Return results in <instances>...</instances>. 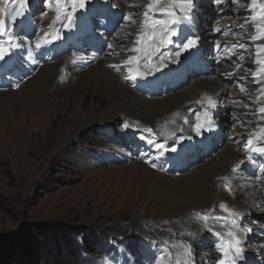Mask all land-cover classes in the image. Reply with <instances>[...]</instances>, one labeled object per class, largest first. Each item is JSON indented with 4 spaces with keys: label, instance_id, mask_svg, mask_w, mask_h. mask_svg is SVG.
<instances>
[{
    "label": "bare ground",
    "instance_id": "bare-ground-1",
    "mask_svg": "<svg viewBox=\"0 0 264 264\" xmlns=\"http://www.w3.org/2000/svg\"><path fill=\"white\" fill-rule=\"evenodd\" d=\"M100 1L108 5L109 9L113 5H115L114 9L120 6L117 1L114 3L113 0ZM83 12L80 15H83ZM196 22L192 31L199 37V43L197 47L187 51L189 56L184 58L192 57L195 58V62H199L198 54L201 51V46L206 43L204 37L213 41L220 32H215L213 29L199 31L196 28ZM29 26L30 22L28 27L23 30V36L18 33L17 36L13 34L11 41L6 37L2 38L5 47L10 46L11 43L23 45L13 49L14 56L8 55L4 59V64L16 62L20 67L27 68V72H25L27 74H22L24 76L19 77V79L31 76L23 84L21 82V85H16L14 91H9L13 92L11 95L14 99L26 105L24 108L19 107L18 114H22L19 122L20 127L28 130L31 135L28 137L29 153L35 157L37 151L47 147L49 139L54 135H58L59 141L70 140L74 130H90V127L95 126L103 129L107 123L121 117L141 122L147 127L153 128L155 132L144 133L149 138L136 134L127 137L124 134V141L127 142L128 148L124 154V159L127 162L136 161L126 165V167L132 168L129 182L133 184L126 191V196L122 201L125 202L124 207L131 219L129 224L124 227L121 226L124 229L122 234H132L138 229V224L144 221L145 217H155L157 220L152 222L145 232L151 233L152 228L155 227L154 234H167L162 229L164 220L177 218V220L182 221L180 217L183 215L191 214L192 210L201 211L211 203L216 204V199H220V201L225 202L230 210L241 213L238 218L239 227L236 229L237 236L242 242L241 247L245 243L248 245L245 246L246 248L249 247L251 252L254 251L259 256L250 260L249 256L243 253V258L238 261V264L262 263L264 245L262 247L260 243H249L248 236L250 233L240 227V224L249 217L244 214L249 213L236 208V201L244 199L249 201L250 207L254 206L260 210L264 200V190H262L261 185L263 181L255 179L256 176H261L260 173L252 170L251 173L248 172L247 178L243 176L238 181V176H242L244 172L252 169L250 161L244 155L245 144L250 137L254 140L255 134L259 132L261 127H264V119H260L264 113L258 111L260 107H264V91H262L264 89V75L263 73L258 76L253 75L262 67L257 59L255 70L248 72L246 65L231 58L224 60L218 53V49H214L212 53L199 62L202 66L208 63V66L204 67V74L199 76L200 78L190 79L186 86L177 90L175 86L180 82L177 78H180V75L185 71L184 58L179 59L169 54L168 47L161 49L163 56L158 54L153 58L151 65L147 67L145 65L138 66L141 73L147 71L149 72L148 75H136L132 78L134 74L128 72L129 67L135 69L137 65H125L123 63L129 55L135 54L125 49L133 46V41L136 39L140 27L135 28L136 33L132 39L126 38L124 40L119 36V32L108 33V26L102 27L101 25V28L95 32L97 38L101 37L100 43H98L100 45L87 53V56H92L88 59L90 62L94 61V56H96V61L94 65L91 63V67L78 72L84 67V54L76 53L74 57L63 56L55 60H47L43 51H49L53 47L56 52H59L58 50L62 49L64 40L58 39L37 49L35 41L42 35L41 30L39 31L40 35L29 38ZM55 27H59V24ZM127 30L129 28H125L122 33H126ZM75 33L76 31L70 32L73 41H75V37L72 36H76ZM114 35H117L118 39H115ZM176 40L180 41L179 38ZM218 41L223 40L218 39ZM109 44L116 45L115 49H109ZM260 44L264 45L263 42ZM120 45L124 47L121 48ZM29 51L32 52L31 57L28 56ZM113 51L121 54H110ZM77 57H81V59H77ZM260 58H264V53H260ZM160 60L166 62L164 68L156 66L160 64ZM39 64L42 65L38 66ZM220 64H227L228 67L225 70H220L218 69ZM110 65H118V67L114 68ZM9 66L6 65V68L8 69ZM157 68H159L158 71ZM251 74L253 77L251 81H248L253 84L251 90L247 96H240L229 82L242 78V80L250 79ZM65 81L68 82L65 83ZM254 81H259V83H254ZM89 85H92V90L89 89ZM94 87H99L98 92H93ZM84 91L85 93L89 92L90 95L83 97ZM205 96H211L216 100L217 106L210 110V122L206 124L205 130H201L200 134H197L194 130L197 124V115H200L201 119H209L204 116V110L207 107ZM243 98L246 100L242 101ZM197 100H200L201 103H195ZM168 115L171 117H167ZM184 116L186 119L183 121L182 117ZM52 119L55 129L52 127ZM140 131L145 132L143 129ZM169 136L171 138L167 139ZM212 136H214L213 140H216V145L221 146L223 144L212 158L210 157L205 161L201 159L202 162L193 166L185 175L177 176L179 174L171 172V165L176 158L183 159L187 154L186 150L192 144L199 139H208ZM149 140L154 141V143H148ZM172 142L171 149L167 150ZM156 144H162L163 147L157 148ZM140 147L144 148V151ZM242 160L246 162L238 173L234 174L232 172L233 166ZM85 162L87 166H90L87 160ZM115 168L111 167V169ZM121 174L122 171L119 170L118 175L120 177ZM233 174L237 182L247 184L248 187L235 183ZM223 181H228L231 185L230 192H219V185ZM224 223L225 221L217 223L216 225L220 227L217 226L213 231L222 232L221 230H224L226 232L227 229L221 226ZM177 226L179 225L175 222L173 226L169 227L170 235L174 237L173 233L178 234L177 239L181 242H175L176 247L172 251V261L174 262L181 259L179 253L184 251V249L179 248V245H184L183 242L186 241L193 251L194 245L202 240L204 233L203 222L197 214L196 217H192L183 223L181 227ZM207 236L206 246L209 248L212 245L213 250L211 248L208 251V259H206L205 264H215L216 260L219 259V254L214 248L220 238H213L211 232L207 233ZM174 238L176 239V237ZM253 240L255 243L254 238ZM185 258L187 259V257ZM194 258L195 255L193 260Z\"/></svg>",
    "mask_w": 264,
    "mask_h": 264
},
{
    "label": "rangeland",
    "instance_id": "rangeland-1",
    "mask_svg": "<svg viewBox=\"0 0 264 264\" xmlns=\"http://www.w3.org/2000/svg\"><path fill=\"white\" fill-rule=\"evenodd\" d=\"M116 1L120 6L116 5L117 9L114 7L109 9V6L100 0H89L83 15H80L86 23L80 25L81 23L78 21L72 28L64 29L59 39L64 40L62 49L56 52L52 47L49 51H43L46 59L50 61L63 56L74 57L76 53H80L84 54L85 64L83 69H79L78 72L91 67L96 61V56L93 55L94 61L90 62L88 59L92 56H87V53L100 45L98 43H100L101 37L97 38L95 32L101 28V25L102 27L108 26V33L116 31L124 40L126 38L132 39L136 33L135 28L141 26L140 22L143 19L145 5L149 0H113L112 2ZM257 2L264 3V0H257ZM251 3L252 0H239V3L235 4L225 3L221 8L213 0H196V28L199 31L221 29L220 34L213 41L204 37L206 43L201 46V51L198 54L200 61L212 53L214 49H218V53L224 60L226 58L238 60L247 66L248 72L255 70L256 45L259 41V44L264 43V39L251 40V37L257 34L255 22L246 24V20L252 14L249 7ZM17 6L18 0H7V3L5 0H0V8L4 9L3 15L6 23L10 21V16L15 12ZM54 9V4L49 6L44 0H31L27 16V23L30 22L29 38L40 35V30L41 36L49 30L48 25L55 16ZM125 16H131L132 19L125 20ZM241 25L245 26L241 27ZM125 28H129L130 31L127 30L126 33H122ZM16 29H14L13 34L17 36L18 33L23 36V30L19 27ZM71 31H76V36H72L75 37V41L70 36ZM114 37L116 39L117 35ZM2 38L0 37V41ZM218 39L223 41L219 42ZM178 44L180 41L175 39L174 43L170 44V48L169 45L167 46L170 51L169 54L175 56V52L179 50ZM241 44L244 45L243 48L239 47ZM55 54L57 57L54 56ZM187 55V51H185L178 58H184ZM9 56H14V52L11 51ZM9 59L12 58L9 57ZM194 59L192 57L183 59L185 71L180 75V78H177L178 82L180 81L175 86L177 90L186 86L190 79L200 78L199 76L204 74V67L206 68L208 63L202 66L199 64L200 61L197 63ZM162 61L164 64L166 63L164 60ZM4 63V60L0 61V68H2L0 71V252L6 250L8 246L14 245L18 248L23 247L32 253L33 250L28 244L32 238L40 239L42 230H47L48 227L64 229L66 226L75 232L70 238L77 241H81V237L88 239L85 244L86 247H83L84 259L86 258L88 264H177V262L172 261V251L176 247V243L181 242L177 239L178 234L173 233L176 239L170 235L169 227L173 226L175 222L181 227L183 223L192 217H196L197 214L203 222L204 233L202 240L194 245V250L191 249L187 261L188 264H194L196 259L195 264H205L206 259H208V251L212 248V245L209 248L206 246L207 233H210L208 229H211V233H213L217 226L220 227L216 225L220 221L217 222L215 218L227 216V213L219 208V204H225V202L216 199V204L211 203L201 211L192 210L191 214L183 215L180 217L182 221L177 220V218L164 220L162 229L167 234H154L155 227L152 228L151 233L145 232L152 222L157 221L155 217H145L144 221L138 224V229L132 234H122L124 231L122 227L129 224L131 219L124 207L125 202L122 201L126 196V191L133 184L129 182L132 168L126 167V165L136 161L127 162L124 159V154L128 149L127 142L124 141V134L127 137L132 134L147 137L144 134L147 132L140 130L143 129L144 131L145 128L149 127L141 122L121 117L107 123L103 129L95 126L90 127V130H74L70 140L59 141L58 135H54L49 139L47 147L37 151V155L33 157L28 151V137L31 135L28 130L19 125L22 115L18 114L19 107L24 108L26 105L14 99L11 95L13 92H9L14 91L16 85L21 82L23 84L31 76L19 79V77L27 74L25 73L27 68L20 67L16 62ZM6 65H10L8 69ZM139 65H146L143 58ZM156 66L159 67V64ZM227 67V64H220L218 69L225 70ZM250 77V79L245 80H231L229 84L235 88L240 96H247L251 90V85H253L248 82L251 81L253 75L251 74ZM91 88L92 85H89L90 90H92ZM94 88L93 92H98L99 87ZM89 92L85 93L84 91L83 97L90 95ZM243 99L242 101L246 100ZM249 107L251 108V105ZM167 117L171 116L168 115ZM182 118L183 121L186 119L185 116ZM51 121L53 122V119ZM52 125L54 128V122ZM153 132H155L154 129ZM213 138L214 136L208 139H199L192 144L191 148L186 150L187 154L183 159L176 158L173 161L171 172L179 174L177 176L185 175L193 166L210 157L212 158L223 145H216V140ZM172 144L173 142L169 144L167 150L171 149ZM260 146H264V143L254 139L253 147ZM140 149L143 150L144 148L140 147ZM244 155L247 158L254 155L255 159L250 161L252 169L244 172L242 176H238V181L243 176L247 178L248 172L251 173L252 170L260 173L259 164L264 163V157L250 152L247 148L244 150ZM201 159L203 160L201 161ZM85 160L89 162L90 166L86 165ZM111 167L116 168L111 169ZM119 170L122 171L121 177L118 175ZM260 175L262 174L260 173ZM233 181L237 182L234 174ZM261 181H263L261 185L262 190H264V176H262ZM226 183L229 188L231 187L228 181H223L219 185V192H230L224 187ZM237 184L245 187L247 185L239 182ZM250 206L249 201L244 199L236 201V208L249 213L244 214L249 217L240 224V227L250 233L248 236L249 243H260L263 247L264 200L260 210ZM249 229L250 231H248ZM221 231L224 232V230ZM93 236L96 238L109 237L111 241L117 240V250L109 256L102 255L88 243L89 238ZM183 244L179 245V248L184 249L183 246H189L186 241ZM245 246L248 245L245 243L242 245L245 248L244 254L249 256L250 260L259 257L254 251L251 252L249 247L246 248ZM183 252L179 253V255L181 254L180 264H184L186 259ZM261 259L263 260L262 263L258 264H264V259ZM59 260L63 264H69L62 257Z\"/></svg>",
    "mask_w": 264,
    "mask_h": 264
},
{
    "label": "snow or ice",
    "instance_id": "snow-or-ice-1",
    "mask_svg": "<svg viewBox=\"0 0 264 264\" xmlns=\"http://www.w3.org/2000/svg\"><path fill=\"white\" fill-rule=\"evenodd\" d=\"M49 6L55 5V16L48 25V31L44 33L43 36L39 37L35 41V47L37 49L44 45L50 44L61 38V33L64 29L72 28L77 24L78 20L81 23H86L84 18L80 16V13L86 9V5L89 0H44ZM213 2L223 7L225 3H239V0H213ZM7 3V0H5ZM31 6V0H18V6L15 12L11 14L10 21L6 23L4 18V9L0 8V37H6L9 41L12 39V34L14 29L19 27L21 30H25L28 27L27 16ZM115 7V5H113ZM251 16L246 20V24L249 22H255V29L257 34L251 37L252 41L264 39V3H258L257 0H252L251 5ZM258 9V10H257ZM197 4L196 0H149L145 5L143 12V19L140 22V28L137 31L136 39L133 41V46L131 48L125 49L128 52L135 53L134 55H129L126 60L123 61L125 65H137L134 69L132 67L128 68L130 74H134L132 78L136 75H148L149 72L141 73L139 71V63L143 58L146 61V67L151 65L152 60L158 54L162 57L163 53L161 49L166 48L168 45L173 44L176 38L180 39V44H178L179 50L175 52V56L178 58L182 52L189 51L197 47L199 43V37L192 31L195 22L197 20L196 16ZM125 20H131V16H125ZM59 24V27H55ZM245 25H241L244 27ZM215 32H220V28L213 29ZM50 37V38H49ZM22 44L11 43L10 46L5 47L4 43L0 41V61L4 60L13 49L22 47ZM109 49H115L116 45L109 44ZM121 48L124 46L121 45ZM235 47V45H234ZM243 48L244 45H239ZM260 53H264V45H256L257 62L262 66L253 73L254 76H258L260 73H264V58H260ZM112 55H120V52L113 51L110 53ZM28 56H32V52H28ZM81 59V57H77ZM166 65L161 60L159 68H164ZM110 67H118V65H110ZM239 67V65H237ZM159 68L156 70L158 71ZM128 78V77H126ZM243 79V78H242ZM254 83H259V81H254ZM264 91V89H262ZM207 107L204 110V116L209 119H201L200 115H197V124L195 131L200 134L201 130H205V126L210 122L212 108L217 106V101L211 96H205ZM195 103L200 104L201 101L197 100ZM192 111V109H189ZM260 113H264V107L258 109ZM264 119V116L260 117ZM128 127V125H125ZM145 132L152 133V128H145ZM168 138H171L169 136ZM255 141L264 143V127H261L259 132L255 134ZM148 143H154V141L149 140ZM254 140L250 137L245 144L250 152L264 157V146L253 147ZM157 148H162V144H156ZM175 150V149H173ZM255 159L254 155L248 156L249 161ZM246 161H240L238 164L234 165L232 172L238 173L242 165ZM155 167V164H153ZM259 171L261 176H256L255 179L260 180L264 176V163L259 164ZM227 179V178H225ZM226 190H230L229 185L226 183L224 185ZM219 208L222 209L227 216H217L215 219L217 222L223 220L225 223L221 225L227 229L226 232H213L215 237H219L220 240L215 245V251L219 254V259L216 260L215 264H238V261L243 258L244 249L241 247V240L237 236L236 229L239 227V216L241 213L230 210L225 204L220 203ZM208 231H212L208 229ZM250 231V229L248 230ZM184 257H188L191 254L190 246H183ZM177 264H180L177 261ZM184 264H188L187 259L184 260Z\"/></svg>",
    "mask_w": 264,
    "mask_h": 264
},
{
    "label": "trees",
    "instance_id": "trees-1",
    "mask_svg": "<svg viewBox=\"0 0 264 264\" xmlns=\"http://www.w3.org/2000/svg\"><path fill=\"white\" fill-rule=\"evenodd\" d=\"M64 229L48 227L42 230L40 239L32 238L28 244L33 252L26 251L23 247L10 245L0 252V264H63L59 260L62 257L69 264H88L84 259V248L87 238L81 237L77 241L70 236L75 233L64 226ZM89 242L93 249L109 256L117 250V240L111 241L108 237H90ZM40 240V241H38Z\"/></svg>",
    "mask_w": 264,
    "mask_h": 264
}]
</instances>
